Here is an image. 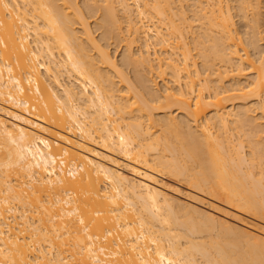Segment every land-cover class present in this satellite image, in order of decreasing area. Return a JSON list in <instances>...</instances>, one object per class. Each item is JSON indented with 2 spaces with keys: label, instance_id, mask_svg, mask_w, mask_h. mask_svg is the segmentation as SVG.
Returning <instances> with one entry per match:
<instances>
[{
  "label": "bare ground",
  "instance_id": "bare-ground-1",
  "mask_svg": "<svg viewBox=\"0 0 264 264\" xmlns=\"http://www.w3.org/2000/svg\"><path fill=\"white\" fill-rule=\"evenodd\" d=\"M0 264H264V0H0Z\"/></svg>",
  "mask_w": 264,
  "mask_h": 264
},
{
  "label": "rangeland",
  "instance_id": "rangeland-1",
  "mask_svg": "<svg viewBox=\"0 0 264 264\" xmlns=\"http://www.w3.org/2000/svg\"><path fill=\"white\" fill-rule=\"evenodd\" d=\"M96 32H97V31H96ZM95 34H96V33H95ZM110 48L113 49L114 47L110 46ZM115 49H116V48H115ZM118 50H119V48H117V51H118ZM156 81H157V82H156ZM155 82H156V85H158V83H161L159 80H156V79H155ZM158 86L160 87V85H158Z\"/></svg>",
  "mask_w": 264,
  "mask_h": 264
}]
</instances>
